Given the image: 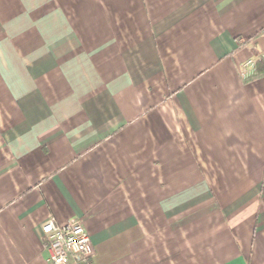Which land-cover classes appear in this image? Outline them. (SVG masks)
<instances>
[{
  "label": "crops",
  "instance_id": "1",
  "mask_svg": "<svg viewBox=\"0 0 264 264\" xmlns=\"http://www.w3.org/2000/svg\"><path fill=\"white\" fill-rule=\"evenodd\" d=\"M264 0H0V264H264Z\"/></svg>",
  "mask_w": 264,
  "mask_h": 264
},
{
  "label": "built area",
  "instance_id": "2",
  "mask_svg": "<svg viewBox=\"0 0 264 264\" xmlns=\"http://www.w3.org/2000/svg\"><path fill=\"white\" fill-rule=\"evenodd\" d=\"M260 60L264 61V53L239 65L243 80H251L256 75ZM41 236L51 264H89L94 255L91 236L79 219L58 223L52 218L41 227Z\"/></svg>",
  "mask_w": 264,
  "mask_h": 264
}]
</instances>
